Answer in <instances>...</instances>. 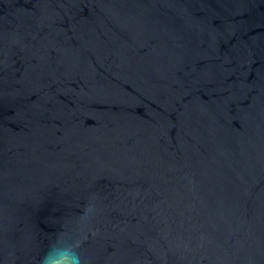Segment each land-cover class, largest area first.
<instances>
[{
    "label": "water",
    "instance_id": "water-1",
    "mask_svg": "<svg viewBox=\"0 0 264 264\" xmlns=\"http://www.w3.org/2000/svg\"><path fill=\"white\" fill-rule=\"evenodd\" d=\"M59 237L264 264V0H0V264Z\"/></svg>",
    "mask_w": 264,
    "mask_h": 264
},
{
    "label": "clouds",
    "instance_id": "clouds-1",
    "mask_svg": "<svg viewBox=\"0 0 264 264\" xmlns=\"http://www.w3.org/2000/svg\"><path fill=\"white\" fill-rule=\"evenodd\" d=\"M93 211L94 209L90 207L81 217L82 222H87ZM40 264H84V261L77 250L76 244L59 237L41 257Z\"/></svg>",
    "mask_w": 264,
    "mask_h": 264
}]
</instances>
